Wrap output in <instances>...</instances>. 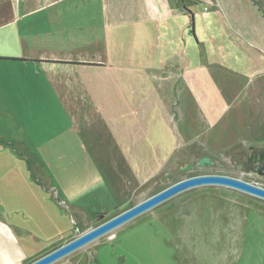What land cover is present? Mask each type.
Returning a JSON list of instances; mask_svg holds the SVG:
<instances>
[{
	"label": "crops",
	"instance_id": "1",
	"mask_svg": "<svg viewBox=\"0 0 264 264\" xmlns=\"http://www.w3.org/2000/svg\"><path fill=\"white\" fill-rule=\"evenodd\" d=\"M254 52L262 78L246 96L240 82L233 116L217 95L188 97L175 119V83L185 97L199 81L175 64V0H0V128L34 134L17 141L27 149L49 134L46 152L76 153L50 162L46 193L0 194V264H30L152 196L195 141L263 146L264 47ZM131 221L52 264H110L109 237Z\"/></svg>",
	"mask_w": 264,
	"mask_h": 264
},
{
	"label": "rangeland",
	"instance_id": "2",
	"mask_svg": "<svg viewBox=\"0 0 264 264\" xmlns=\"http://www.w3.org/2000/svg\"><path fill=\"white\" fill-rule=\"evenodd\" d=\"M254 35L260 38L254 40ZM263 39L264 15L252 0H175V64L187 67L186 72L192 70L199 80L185 97L178 95L175 83V119L185 114L188 97L203 98L211 105L217 95L230 108L227 118L233 116L243 97L240 82L247 87L246 96L248 85L262 78L263 73L254 76L251 71L254 51L258 46L263 49ZM34 136L0 128V194L7 204L16 195L46 193L55 163L62 155L73 160L76 156L46 152L45 145L57 140L49 134L35 140L37 148L27 149V142L17 144L18 139L34 143ZM259 148L264 145L238 144L215 151L195 141L173 155L163 179H155L154 194L201 174L229 175L264 187V172L254 168L258 163L252 150ZM206 155L214 165L197 166ZM141 216L109 237L104 252L110 264H264L263 199L227 187L200 186Z\"/></svg>",
	"mask_w": 264,
	"mask_h": 264
},
{
	"label": "water",
	"instance_id": "3",
	"mask_svg": "<svg viewBox=\"0 0 264 264\" xmlns=\"http://www.w3.org/2000/svg\"><path fill=\"white\" fill-rule=\"evenodd\" d=\"M196 165L200 167L212 166L214 165V161L211 157L206 155L200 158ZM263 170L264 160L260 165L259 173ZM208 185L231 188L264 200V187L233 176L224 174H201L185 178L142 200L131 208L106 220L100 225L80 234L75 239L30 264H52L74 251L88 245L101 236L115 230L123 224L135 219L152 208H155L167 200L177 196L178 194L191 188Z\"/></svg>",
	"mask_w": 264,
	"mask_h": 264
},
{
	"label": "trees",
	"instance_id": "4",
	"mask_svg": "<svg viewBox=\"0 0 264 264\" xmlns=\"http://www.w3.org/2000/svg\"><path fill=\"white\" fill-rule=\"evenodd\" d=\"M253 3L260 9V11L263 13L264 15V0H252ZM263 150V148H261ZM260 150V148H259ZM253 152H257L256 150H252ZM260 155V159L264 158V152L263 153H260V152H257V155ZM256 155V154H255Z\"/></svg>",
	"mask_w": 264,
	"mask_h": 264
},
{
	"label": "flooded vegetation",
	"instance_id": "5",
	"mask_svg": "<svg viewBox=\"0 0 264 264\" xmlns=\"http://www.w3.org/2000/svg\"><path fill=\"white\" fill-rule=\"evenodd\" d=\"M257 152H260V153H263L264 152V148H263V150L262 149H260V150H256ZM257 152H253L254 153V155H255V159H256V161H254V162H256V163H258V165L257 166H255L254 168L255 169H257V171H258V173H259V168H260V165H261V163H262V161L264 160V158L262 159H260V155L258 154L257 155ZM250 162H251V160H249ZM248 161V162H249ZM249 162V163H250ZM264 172V170L261 172V173H263ZM261 173H259V174H261Z\"/></svg>",
	"mask_w": 264,
	"mask_h": 264
}]
</instances>
